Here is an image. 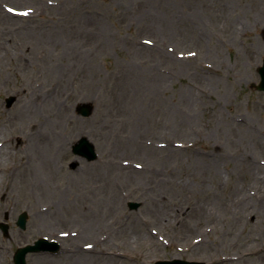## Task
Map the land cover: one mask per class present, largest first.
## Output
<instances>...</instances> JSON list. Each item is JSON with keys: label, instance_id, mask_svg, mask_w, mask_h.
Masks as SVG:
<instances>
[{"label": "rangeland", "instance_id": "obj_1", "mask_svg": "<svg viewBox=\"0 0 264 264\" xmlns=\"http://www.w3.org/2000/svg\"><path fill=\"white\" fill-rule=\"evenodd\" d=\"M263 29L264 0H0V264L40 238L62 251L28 264H70L76 242L105 243L118 255L106 264H264ZM42 130L63 135L66 156L29 184V134ZM82 137L97 161L73 153ZM98 208L99 237L74 236Z\"/></svg>", "mask_w": 264, "mask_h": 264}, {"label": "bare ground", "instance_id": "obj_2", "mask_svg": "<svg viewBox=\"0 0 264 264\" xmlns=\"http://www.w3.org/2000/svg\"><path fill=\"white\" fill-rule=\"evenodd\" d=\"M139 133H140L139 131H136L135 137H133L132 139L131 138L129 139L130 144L136 145L135 139L137 140V138L139 137ZM29 136H30V138L32 137L31 139L33 140L34 143H32L30 149L27 151V152H29L28 158L30 160H33V158H34L35 163H34V165L28 164L29 175L26 176L25 180H27V182L29 180H35V182L29 181V184H31V183H38L36 181H38V179H39L38 173H37V171H40L39 167H42L41 169H43V170L48 169L50 171L57 169V160L60 157L66 156V152H65L66 141L64 140L63 135L60 134L59 132H56L55 135L54 134L52 135L51 133L44 132L42 130L41 132H38L35 135H33L31 133V134H29ZM4 145H3V143L0 144V154H3V152L5 151ZM139 149L143 150L144 153H145V151H147V150L142 149L140 147H139ZM148 156H150V153H147V157H146L147 159H150L151 156L150 157H148ZM25 166H27V165H25ZM8 189L9 188H5V193H7ZM58 198H60L62 201V197L59 196ZM237 199H239V200L244 199L247 201H252V199L247 198L244 195H241L240 198H237ZM239 200L232 202L233 204L231 205V209L235 214L233 216V220H232L235 225L238 223H241L242 217L240 216V213H241L240 211L246 205V203H244L241 205L242 208L238 207V205L240 204ZM235 203H237V204H235ZM109 210L112 211L113 209L110 208ZM255 210L259 211L258 208H256ZM105 212L107 213V211L99 210V208L97 211H94L92 213V215L90 216L91 218L84 224L83 231L82 232L80 231L81 233H77V234L74 233V236L77 235L81 239L84 237L98 238L99 236H97V233L99 232L98 231L99 226L101 224L107 223L106 220L102 221L104 215L106 214ZM205 212H207L205 210V208H201L199 210L195 209V208H194V210L190 209V214L196 213L200 216V218H202V216H205ZM108 213H109V211H108ZM38 216H40V215L38 214ZM253 216H254L253 213H249V215H247V220L249 219V217H253ZM161 217L166 218V219L169 218L168 214L166 215L165 213L160 214V219H161ZM200 218H198V222L201 221ZM258 222H260L262 224L263 219L259 218ZM199 225H200V223H197V226H199ZM103 227H104V225H103ZM95 236H97V237H95ZM104 236L107 237L108 235H104ZM96 243L102 244V242L99 239L97 240ZM195 246L196 245H194L193 247H195ZM106 249H107V245L105 243L103 244V247L100 250H96V245L93 247H87V244H83L81 242H76L75 244L71 245V248H68L67 254H69L70 257L67 259L68 260L71 259L70 264H98L99 262H104L106 264L111 260V258H113L114 255H117V254L112 253V252L108 253L106 251ZM201 249L205 250V252H204L205 255L216 254L215 251L213 252V254L211 253L213 251V249L206 248V247H203ZM247 250L248 251L243 252L242 257L248 256V255L254 256V255H257L259 253H263V248L256 250L255 252H252V249H250V248H248ZM39 256H36V257H39ZM228 259L229 260H227L226 258L217 256L215 258L209 257L207 259V261H208V264H224L226 262H231L232 259H234V258L229 257ZM97 261H99V262H97ZM232 262H234V261H232Z\"/></svg>", "mask_w": 264, "mask_h": 264}, {"label": "water", "instance_id": "obj_3", "mask_svg": "<svg viewBox=\"0 0 264 264\" xmlns=\"http://www.w3.org/2000/svg\"><path fill=\"white\" fill-rule=\"evenodd\" d=\"M259 74L261 76V82L258 86H256L257 90L259 91H264V64L261 68H259ZM15 99L9 100V106L13 104ZM92 107L88 105H83L80 107L79 112L81 115L84 117H88L92 113ZM74 152L77 155H80L84 158H86L88 161H93L97 159V155L95 153V148L93 145L90 144L88 139L83 138L81 141L74 147ZM138 204H131L130 207L132 209L138 208ZM26 220H27V214H23L20 216V219L18 221V225L22 227L23 229L26 228ZM2 230L4 231L5 235L8 234L9 227L5 224L0 225ZM59 249V245L56 243H49L46 240H40L39 242L36 243L35 246H29L25 249H20L16 256H15V261L16 264H26V255L29 252H37V251H51V252H56ZM157 264H191L185 261H172V262H160Z\"/></svg>", "mask_w": 264, "mask_h": 264}]
</instances>
